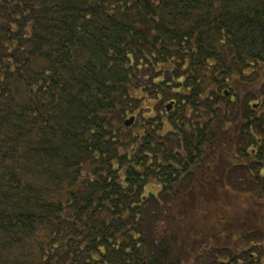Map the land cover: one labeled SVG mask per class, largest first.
I'll list each match as a JSON object with an SVG mask.
<instances>
[{
  "label": "trees",
  "instance_id": "1",
  "mask_svg": "<svg viewBox=\"0 0 264 264\" xmlns=\"http://www.w3.org/2000/svg\"><path fill=\"white\" fill-rule=\"evenodd\" d=\"M261 209L264 0H0V264H189Z\"/></svg>",
  "mask_w": 264,
  "mask_h": 264
},
{
  "label": "rangeland",
  "instance_id": "2",
  "mask_svg": "<svg viewBox=\"0 0 264 264\" xmlns=\"http://www.w3.org/2000/svg\"><path fill=\"white\" fill-rule=\"evenodd\" d=\"M139 120L140 117H137V125L139 124ZM151 186L155 189L150 187L149 189L156 190L157 186ZM230 196L231 201H235L234 210L237 213V208H241V212H245L243 207L253 205L256 199L255 196L246 194ZM232 216L238 218L236 215ZM253 218H255V216H253ZM251 220L254 221V224H247L244 229L245 236H242V238H238L237 240H233L232 242L226 241L222 238L216 239L214 242L215 245L211 249L208 250L206 246L203 251L200 250L199 252H196L197 258H193L189 264H196V262L199 261L200 262L198 264H215L214 259H221L226 263L229 260L228 254L231 251H233L231 252L232 257L235 258L239 264H264V223H258L254 219ZM248 259H250V261H248Z\"/></svg>",
  "mask_w": 264,
  "mask_h": 264
},
{
  "label": "water",
  "instance_id": "3",
  "mask_svg": "<svg viewBox=\"0 0 264 264\" xmlns=\"http://www.w3.org/2000/svg\"><path fill=\"white\" fill-rule=\"evenodd\" d=\"M173 108V104H170L168 107H167V110L170 112ZM135 122V118H131L130 120L126 121L125 122V126L126 127H131Z\"/></svg>",
  "mask_w": 264,
  "mask_h": 264
}]
</instances>
